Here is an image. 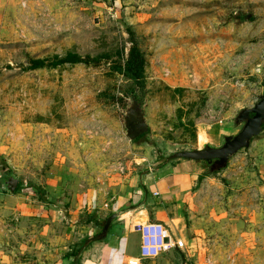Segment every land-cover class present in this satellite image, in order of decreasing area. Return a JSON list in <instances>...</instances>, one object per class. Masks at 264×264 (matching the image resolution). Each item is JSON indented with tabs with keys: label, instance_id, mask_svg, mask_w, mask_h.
Returning a JSON list of instances; mask_svg holds the SVG:
<instances>
[{
	"label": "rangeland",
	"instance_id": "374dc122",
	"mask_svg": "<svg viewBox=\"0 0 264 264\" xmlns=\"http://www.w3.org/2000/svg\"><path fill=\"white\" fill-rule=\"evenodd\" d=\"M133 42L143 85L118 71ZM71 54L86 61H58ZM36 59L45 66L31 67ZM263 74L264 0H0V183L15 176L13 194L29 200L34 189L33 199L77 205L88 220L113 182L238 133L235 117L258 101ZM132 98L148 131L130 141L122 118ZM200 162L182 203L185 247L140 264H264V126L224 168ZM139 227L123 264L138 255ZM5 230L0 249L18 251L0 252V264H43ZM104 237L85 241L76 264H105L106 251L95 252Z\"/></svg>",
	"mask_w": 264,
	"mask_h": 264
},
{
	"label": "crops",
	"instance_id": "0c3cea01",
	"mask_svg": "<svg viewBox=\"0 0 264 264\" xmlns=\"http://www.w3.org/2000/svg\"><path fill=\"white\" fill-rule=\"evenodd\" d=\"M201 172L200 161L178 158L143 173L132 174L119 183L113 182L111 191L98 198L92 211L90 208L87 210L92 212L88 220H82L81 208L77 205L66 207V204H57L51 201L52 196L48 194L33 199L30 196H35L34 189L29 192V200H25V192L11 196L1 194L0 226L6 229L7 236L17 238L19 248L31 250L32 256L37 255L43 264H76L81 260V248L85 246V241L88 246L92 245L94 236L101 233L99 226L110 214H115L95 252L106 251L105 264H123L128 247L126 236L130 228L148 222L161 223L168 230L171 229L172 237L184 238L186 225L183 223L182 203L187 196L194 194L192 189L197 186ZM61 200L57 202L61 203ZM6 201L15 204V207L4 205ZM6 214H11L13 218L10 220L14 222L5 223ZM22 235L26 241L20 240ZM134 236L130 246L137 247L138 253L140 241H137V234ZM8 244L12 249L5 247L0 252H12L13 248L18 251L12 242ZM76 250L79 251L75 255Z\"/></svg>",
	"mask_w": 264,
	"mask_h": 264
},
{
	"label": "water",
	"instance_id": "95a60500",
	"mask_svg": "<svg viewBox=\"0 0 264 264\" xmlns=\"http://www.w3.org/2000/svg\"><path fill=\"white\" fill-rule=\"evenodd\" d=\"M262 86L264 88V74L262 76ZM138 103L139 106L135 98H132L131 103L125 107L122 118L125 135L130 141L135 140L148 131L147 118L143 113L144 105L140 102ZM235 123L242 124L241 128L235 135L225 136L223 145L219 147L206 145L203 148L176 151L167 156L166 161L184 158L203 161L205 164L211 163V170L224 168L232 155L242 148H247L251 139L261 132L262 125L264 124V91L251 108H243L237 113ZM17 186V177L7 174L3 175L0 190L13 194ZM114 217L115 214H110L106 218L102 226V236H105Z\"/></svg>",
	"mask_w": 264,
	"mask_h": 264
},
{
	"label": "built area",
	"instance_id": "2783aa9c",
	"mask_svg": "<svg viewBox=\"0 0 264 264\" xmlns=\"http://www.w3.org/2000/svg\"><path fill=\"white\" fill-rule=\"evenodd\" d=\"M139 250L136 257H130L127 264H140L143 259L160 256L171 249H183L185 241L172 237L161 223L148 222L139 227Z\"/></svg>",
	"mask_w": 264,
	"mask_h": 264
},
{
	"label": "trees",
	"instance_id": "16d2710c",
	"mask_svg": "<svg viewBox=\"0 0 264 264\" xmlns=\"http://www.w3.org/2000/svg\"><path fill=\"white\" fill-rule=\"evenodd\" d=\"M58 61L61 63H63V62L77 63V62H84L86 60L83 58H80L76 54H71V55H67L63 58H60ZM144 63H145V59H144L143 54L141 53L139 48L136 46V43L133 42L132 46L129 49V53H128V56L125 60L124 66L119 67L118 71L123 76H125L126 79L143 85L142 81L144 79V76H143V68L145 66ZM42 66H45L44 60L36 59V60L32 61L31 67H42ZM262 126H264V124ZM143 135H145V134H142L139 137H141ZM139 137H137V138H139ZM18 189H19V184H18L16 190L14 191V193H16L18 191ZM78 251L79 250H76V252L74 254L76 255Z\"/></svg>",
	"mask_w": 264,
	"mask_h": 264
},
{
	"label": "flooded vegetation",
	"instance_id": "af4514ba",
	"mask_svg": "<svg viewBox=\"0 0 264 264\" xmlns=\"http://www.w3.org/2000/svg\"><path fill=\"white\" fill-rule=\"evenodd\" d=\"M135 100H136V102H137V105L139 106V103H138V100L135 98ZM138 106H136V107H138ZM205 164V163H204ZM211 163H208V164H205V166H207V167H209V168H211Z\"/></svg>",
	"mask_w": 264,
	"mask_h": 264
}]
</instances>
